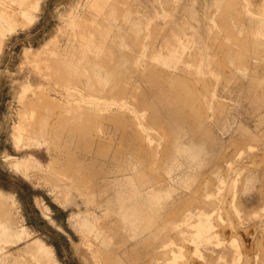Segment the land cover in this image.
<instances>
[{"label": "rangeland", "instance_id": "1", "mask_svg": "<svg viewBox=\"0 0 264 264\" xmlns=\"http://www.w3.org/2000/svg\"><path fill=\"white\" fill-rule=\"evenodd\" d=\"M38 1L28 21L0 0L15 22L0 38V214L28 234L0 244V264H264V0ZM135 2L149 23L136 33L122 21ZM176 33L185 50L166 67L154 56L177 46ZM21 112L32 117L15 147ZM172 124L177 142L204 151L168 180ZM29 156L27 176L12 168ZM128 165L176 190L134 238L104 217ZM198 220L210 227L201 238Z\"/></svg>", "mask_w": 264, "mask_h": 264}, {"label": "bare ground", "instance_id": "2", "mask_svg": "<svg viewBox=\"0 0 264 264\" xmlns=\"http://www.w3.org/2000/svg\"><path fill=\"white\" fill-rule=\"evenodd\" d=\"M26 0H9L11 4L17 6L20 14L24 16V19L31 21L33 18L32 12L36 10L39 5V1L37 0L29 9H23V3ZM93 7H104L105 3H102V0H91ZM135 16L131 18L130 15L125 13L122 15V21L127 26V31L130 32H139L141 28H147L148 24L142 23L143 17H146L143 9L138 10L140 4L135 2ZM264 9V6H262ZM99 10V9H98ZM12 11L7 10L6 8H0V38L5 36V33L12 32L15 27L14 22V14ZM94 20H97L98 15L94 14ZM106 26L109 28V32L116 27L115 20L108 18L106 19ZM264 25V21L262 23ZM96 32L97 29H95ZM101 36V33H100ZM174 40L176 41L177 46H174L169 52L166 53L165 56H154L156 60H158L162 65L166 67H173L179 62V58L182 53H179V50L182 51L184 49V39L180 37L179 34H174ZM1 41V40H0ZM188 42V41H187ZM1 45V43H0ZM116 45V44H115ZM118 47H125L124 41L121 39L118 42ZM106 47L111 48L112 44L108 46L104 45L102 49ZM185 50V49H184ZM101 52L99 49L96 50V55L99 57ZM103 57V56H101ZM94 73L99 81L107 84L110 78L108 76L101 78L100 77V68L94 67ZM30 87H27L23 90V92L28 91ZM32 115H29L28 118L25 117L23 112L20 113L17 123L12 128V144L15 147H19L24 141V134L27 133L26 129L29 124L27 119L31 118ZM178 125L172 124L171 126V134L175 140L174 145L171 148L170 155L168 157L167 163L163 169L164 177L168 180H172L175 172L182 167L183 162L195 163L198 158L203 153L204 149L202 146L195 145H184L182 143L177 142L178 139L181 138L182 131L177 127ZM30 139L29 137L27 138ZM32 159L30 156L27 159L16 160L12 164V168L16 172L22 173L24 176H27L28 170H30L29 161ZM183 161V162H182ZM134 171L131 165L127 167L120 168L117 171L115 178L112 180L110 188L113 193L111 197L106 202V209L104 212V217H112L115 216L118 220L119 226L121 230L130 238H134L137 234H143L149 232L154 228V219L156 216H160L163 214L167 207L171 204V201L176 197V190L167 186L166 188L159 189L156 186V183L152 180L146 178L143 175L133 176L131 175ZM189 182V177L181 179L178 184L184 188H187V184ZM3 193L0 192V208L4 207L3 203ZM11 201L10 212H12V207L15 204V201L12 197L8 198ZM13 213V212H12ZM9 215L0 214V244L7 245L11 243L12 239L16 242L21 241L23 238H28V234L26 231L21 228L19 231H15L11 225L13 224L12 218H9ZM209 225L207 221L203 223V221L198 220L196 224V233L195 236L197 238L203 237V235L207 234L209 230ZM90 230L88 233H91ZM139 232V233H138ZM96 236L100 234L99 231L96 230ZM38 245V252H45L46 247L39 241L34 242ZM2 250V249H1ZM52 264H58L53 261Z\"/></svg>", "mask_w": 264, "mask_h": 264}]
</instances>
